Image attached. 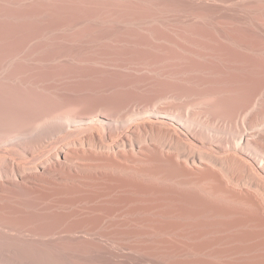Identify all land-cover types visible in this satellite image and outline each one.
<instances>
[{
	"label": "bare ground",
	"instance_id": "obj_1",
	"mask_svg": "<svg viewBox=\"0 0 264 264\" xmlns=\"http://www.w3.org/2000/svg\"><path fill=\"white\" fill-rule=\"evenodd\" d=\"M155 1L156 4H151L157 9H159L157 5H168V9H170L171 6L169 4L174 0ZM236 1L234 0L233 2L235 3ZM243 1L245 2V0ZM253 1L247 2L252 3ZM12 2L11 0L10 4ZM37 2L39 4V1ZM136 2L132 4L142 10L143 4ZM190 2L197 9L202 7L203 3L204 5L208 3L220 8V0H190ZM238 2L233 5L236 6ZM255 2L257 3L256 6L261 5L258 4L259 2H263L264 5V0H255ZM78 3L80 4V2ZM178 3L176 5H179ZM132 4L130 3V6ZM140 4L141 6H139ZM185 4H187L186 1ZM35 6L37 7L36 4ZM154 8L153 10H156ZM145 9H147V6L142 11H145ZM208 9H211V7H208ZM56 10L58 9L56 8ZM116 10L113 11L116 13ZM13 11L15 14V10ZM135 11L137 12V10ZM187 12L190 13L189 10ZM192 12H194V9ZM202 12L200 10L196 14H200V17H203L201 15ZM47 13L50 14V12ZM132 13L131 15H134ZM146 13L150 17L149 15L151 14L149 12ZM96 14L98 13L96 12ZM114 16L116 15L114 14ZM153 16L151 15V17ZM47 20L50 19L47 18ZM110 20L107 21L109 22ZM85 21H88V19H85ZM9 22L11 23V20ZM54 23L50 22L49 24V22L38 20L34 22V26H37L36 28L34 26L30 28V23L27 24L29 28H26L28 31L36 30L38 33L43 29V31L49 30L50 28H46L54 26ZM70 23L72 22L70 21ZM73 24H70V26H73ZM89 24L92 25V23ZM94 24L97 26L96 23ZM94 24L92 28L95 29L96 26L93 27ZM202 24L206 25L204 21ZM116 25L117 29L120 28L118 27L120 25ZM168 25L170 27L173 24ZM194 25L192 26L193 32H190L192 33L191 37H189L190 34L189 36L185 35L189 37V42H187L189 48L186 52L189 51L188 53L191 55L190 59H188L189 56L187 55V63L185 61L188 64L187 66H189L186 69L189 74L185 77H188V84L191 86L189 91L190 102L186 99L188 103L185 104L184 102L185 105L183 102V105H181L180 102L177 101L180 103L178 104L175 101V95L178 91L175 86L177 83L174 84L173 81L179 72L176 73L177 71L172 69L177 57L174 55L175 47L173 49L176 43L170 38L175 35H171L168 38L164 37L168 36V34L162 33L161 37L154 38V40L162 43V46L158 47V49L153 46L156 48L155 51L150 49V51L140 54L141 52L138 53V51L136 53H131V51L128 53L129 51L125 49L128 52L124 51L122 56L117 58L109 55V52H107L108 54H105L106 52L99 54L96 51L95 54L99 55L88 56L89 52L87 51L84 54L69 51L61 54V52L55 53L54 51L55 54L52 52L54 55H48V57L43 58L39 56L40 60L35 61L34 59H29L28 53L25 54L23 51L15 52L12 50L15 53L6 52L15 57L12 59H9L11 56L5 53L4 56L6 57L3 60L1 59L0 63V214L18 215L21 220L37 224L39 229L35 233L34 238L28 240L21 234L13 233L0 227V264H48V259L51 256L48 257V253L52 254V260L56 264H78L73 259L74 257L71 258L63 253L64 249L62 246L64 245L62 244H64V240L71 241L73 244L75 243L77 246L82 247V252L87 256L88 260L93 257L97 261H102L103 264L105 262L108 264H264V82L248 80L247 84L237 87L243 89V92H241L243 96L230 97V99L220 98V90L215 89L214 86V90L212 87L207 86L212 90L211 93L207 92L209 93L208 96L207 93L205 95V90L204 92L200 91L203 90L202 86L208 85L209 82V84H212L211 80L213 79L208 81L206 76L218 75L220 77V73L223 76L226 73L220 71V67H222L220 66V59L222 58H220V55H224L220 51L230 50L228 42L244 50L257 51L260 49L262 51L264 50V33L257 35L254 33L250 37L220 35L218 31L212 32L213 34H207L208 32L206 31L204 34L203 31L207 30L208 26L203 28L204 26L201 24L199 25L202 27H198L199 25L194 27ZM210 26L212 28V25ZM60 27L62 28V25ZM101 27L99 26V28L96 27L95 30H92L100 32ZM188 27H190V24ZM200 28L204 29L203 33L198 32ZM210 28L208 29L210 30ZM8 29H11L10 26ZM112 29H114L113 26ZM106 30L105 28V33ZM107 31L109 32V30ZM185 31L188 32L189 30ZM132 32L130 31V33ZM177 32L176 35H178ZM156 33L161 34L160 32ZM31 34L33 35V32ZM38 34L40 36L41 33ZM85 34L82 33L83 36ZM154 36L156 37V35ZM185 36L183 35V38ZM181 37L179 38L181 39ZM147 39H150V37ZM154 40H151L152 43L154 42L153 44L158 46L159 43H155ZM252 40H254L253 42L257 40L259 45L257 43V46H255ZM103 44L105 45L106 43ZM171 45L173 46L169 47ZM22 46L19 47L22 48ZM63 50L65 51V49ZM100 50L102 51V48ZM119 54L121 55L120 52ZM260 56V60L253 58L243 61V64L248 66V68L254 66L264 71L263 55ZM222 60L227 61L223 58ZM71 61H75V63L76 61H84V63H90L89 66H91V63L99 64L101 62H105L107 66H112L115 62H119L117 64L120 65H118V68L115 64L118 70H113V74L111 71L109 73V71L106 72L104 69V72H101L100 76H103L102 80L104 79L105 81L104 84L102 82V86L100 84L98 88L100 92L98 94L100 93L102 97L80 100L75 98L77 92L74 85L70 86V84L66 83V78L58 79L60 76L64 77L62 74L64 72H62L63 68L60 71L57 67L66 65L67 62ZM159 64L164 68L160 66L157 68ZM39 66L43 67L40 68ZM70 68L67 67V69ZM38 75H43L45 80L54 78L58 80H53L56 82L53 83V86L44 87L41 86V83L44 85L45 81L40 83V78L36 77ZM64 75L66 76L67 74ZM70 75L73 74L71 73ZM125 77L132 80L126 81L127 79L124 80ZM222 81H213V85H220ZM224 82L226 85H233L232 83H234L227 80L223 81L222 84ZM129 85H132L131 88ZM122 86H128L129 89H126L127 91L124 90L125 92L121 89L122 92H120V87ZM46 93V96H48V93L53 94L55 100H52L54 98L51 101L44 99L43 94L45 96ZM176 99L179 98L176 97ZM61 135H72V137L71 139L68 137L69 140L67 139L61 144L47 143L48 140H53V138ZM126 148L131 150L128 151ZM124 149L128 152H123ZM88 161L90 164L85 163ZM86 165L94 167L95 170L96 168L103 169V171L95 173L97 175H94V173L87 175L89 172L84 169L81 171V167H86ZM106 169H111L112 172L117 171L115 176L118 178L114 175H112L115 177L114 179L113 177L108 178L110 174L104 172ZM165 182H174L178 186L185 187L184 192L185 189H188L186 190L188 194L182 190L178 192L181 193V205L177 203L179 207L177 205L174 206L175 203L173 207L171 205L173 209H169V205L173 202L170 200V198L172 199V194L169 193L171 192L169 189L171 186L168 187L169 184ZM163 183L165 185L168 184V186ZM159 184L161 185L159 186ZM162 184L168 187L169 192H167V189L166 191L164 190L165 187ZM108 186L114 187V191L112 190L113 188H109L113 193L117 192L116 189L118 192L121 189L119 193L126 190L123 194L129 192V194L127 193L128 195L126 194L128 197L124 195L123 198L117 192V197H120L121 200L112 194L115 197V201L117 199L120 202L123 200L119 207V201L115 202L116 205L118 204V208L121 209L123 206L130 207L127 209L128 212L125 209L123 212V208L121 211L119 209V216L125 214L127 217L128 215L129 217L132 215H142V217L149 215L150 218L147 216H144L147 218L130 217L131 219L126 217L125 220L121 219L122 221L119 220L120 222H115L116 224L112 225V222H109L108 219L114 216L115 213L114 206L116 205H114L113 199L109 200L113 196L108 194L111 196L106 198L109 202H104L105 198L101 197L105 195L103 191H107L106 187ZM161 186L165 191L164 193L170 194L168 199L170 201L167 200V195L166 197L164 196ZM112 191H109V193H112ZM140 192H143V194ZM144 192L147 195L148 193L151 196L154 195L155 198L152 197L155 199L154 201H157L155 203L160 204L161 201V203H166L167 205L169 202L171 203L168 206L160 204L161 206L159 207L150 199L151 196H149V201L148 199L145 201V198L142 197L145 194ZM134 193L136 195L142 194V196H134L136 200H140L142 197V202L148 201L149 203L146 204H151L153 201L155 207L160 209L165 206L163 208L166 210H158L155 207V209H151L150 205V209H148L149 206L146 209L144 204H141V206H144L145 210L141 209L139 206L141 201H135V204V199H132L134 197L131 194ZM129 195L132 197H129ZM62 196L67 200L65 201V198L62 200ZM100 197L104 198L103 203L101 202L102 205L97 208L94 206L93 211L85 210L80 205L79 207H83L82 209L78 207L73 209L80 202L87 204L93 202L95 204ZM125 197L131 198V202L133 200V206L124 201ZM182 203H185L187 207L185 205L182 206ZM125 204L127 205L125 206ZM153 204L151 205L154 206ZM134 205H136V208H134ZM107 206H113L114 208L109 209ZM180 206L183 208L181 207V209ZM132 207L135 210L140 208V210L133 211ZM184 207L186 208L184 209ZM153 209L156 211L152 212ZM116 210L118 212L117 208ZM206 217L214 219L212 221L209 218L210 221ZM46 220H49L51 224L53 223V230H55L54 234L50 235L48 233L47 235L49 236L45 233ZM105 220L109 224L111 223V226ZM183 220H186L185 222L187 223L183 222ZM18 222L20 224V221ZM182 222L184 223L182 225L183 229L186 224L185 228L187 229L184 232L187 231V233H181L183 229L180 223L182 224ZM105 224H107L105 226L106 229L108 228L107 226L113 229H110L112 233L110 238L114 234L122 236L123 241L132 240L128 242L131 243L128 244L130 249L128 247L126 249L128 248L127 250L133 251L136 255H128L131 251H127L128 253L126 254L120 248L119 250L117 248L113 249L112 246H107L109 242L105 244L102 239H97L95 237L97 229ZM50 230L52 231L51 228ZM102 232L106 236L105 240L107 238L106 241H108L109 236L107 235L110 232L108 231L109 233L107 232L108 234H106L104 229ZM103 235L101 234V237L97 236L102 238ZM114 238L112 239L120 241L119 238ZM121 244L120 246H123L125 243L122 242ZM90 263L93 264V261H90Z\"/></svg>",
	"mask_w": 264,
	"mask_h": 264
},
{
	"label": "rangeland",
	"instance_id": "obj_2",
	"mask_svg": "<svg viewBox=\"0 0 264 264\" xmlns=\"http://www.w3.org/2000/svg\"><path fill=\"white\" fill-rule=\"evenodd\" d=\"M10 1L11 0H1L0 1V23H2V24H0V56L2 57H0V63H1V61L4 59V57H6V56H4L5 55V53L6 52H12V53H15V52H17V51H23V52H25V54H27L28 53V58L29 59H34L35 61H39L40 60V57L39 56H41V58H43V57H48V55H50V56H52V55H54L56 52L57 53H60L61 52V54L62 53H65V52H67V51H69V52H72V53H82V54H84V53H86V51L87 52H89L88 53V56H96V55H99L100 53H104V52H106L105 54H108L107 52H109V55H111V56H113L114 58H117V57H119V56H122V54L124 53V51L125 52H128V53H130V51H131V53H136L137 51H138V53H140V54H143V53H145V52H147V51H150V49H151V51H155L156 50V48L158 49V47H161L162 45V43L161 42H159V41H156V40H154V38H159V37H161V35H162V33H164L165 35L166 34H168V36L166 35V36H164V34H163V36L164 37H170L171 35H175L174 37L173 36H171L170 38H171V40L173 41V42H175L176 44H174V46L173 45H171V46H169V47H172L173 46V49H174V47H175V49H174V55L177 57L176 59V62H175V65L173 64V66H172V69H174L175 71H177L176 73H178V75H176L175 76V78H176V80H175V78H174V81H173V83L175 84V83H177V84H175V86H176V90L178 91L177 92V94L175 95V101L177 102H180L181 103V105H183L184 104V102H185V104H187L188 102H190V95H189V91H190V84H188V77H185V76H188V74L189 73H187L186 72V69H188V67L189 66H187L188 64H186L187 63V57H188V59H190L191 57V55L188 53L189 51H187L186 52V50H188V48H189V44L187 43V42H189V37H191V34L192 33H190V32H193L192 31V26L194 25V24H196V25H199V24H201L202 26H204L203 28H205V26L207 27V30L205 29H203L202 30V28H200V30L198 31V32H201V33H203L204 32V34H205V32L207 31L208 33L207 34H213L214 33V31L215 32H220V35H233V36H239L240 35V37H242V35H243V37L245 36V37H250L251 36V34H252V36L254 35V33H255V35H257V34H261V33H264V5H263V2H259L258 4H261V5H259V6H256L257 5V1L255 2V0L252 2V3H248V2H251V0H245V2L243 1V0H238V1H236L235 3H237L238 2V4L236 5V6H234L235 5V3L233 2V1H230V0H227V1H225V0H222V2H221V0H220V8L219 7H214V6H212V5H210V4H208V5H210V6H208L207 4H205L204 5V3H203V5H202V7H200V8H202V9H197L196 7H194V5L190 2V0H181V2H180V0H174V1H172L170 4H169V6H171V8L170 9H168V5H165V6H163V5H157V7L160 9H162V7H163V9L161 10H159V9H157L154 5H152V4H156V1L155 0H145V1H143V0H138L137 2L138 3H140L141 2V4H143L142 5V7H141V9L142 10H144V8H146V6H147V9H145V11H142V10H140V7H137V6H135V5H133V4H135V2H136V0H125V2H124V0L122 1H120V0H12L13 2H12V4H10ZM17 1V2H16ZM33 1V3L31 4V2ZM37 1H39V4H37L38 2ZM44 1H45V3H44ZM62 1H63V3H62ZM88 1V2H87ZM99 1H100V3H99ZM128 1V2H127ZM135 1V2H134ZM150 1V2H149ZM155 1V3H153ZM179 3H178V2ZM185 1H186V3L187 4H189V5H187V4H185ZM189 1V2H188ZM244 3H243V2ZM248 1V2H247ZM36 2V3H35ZM68 2V3H67ZM78 2H80V4L78 3ZM108 2V3H107ZM136 2V3H137ZM149 2V3H148ZM179 4V5H176L177 3ZM224 2V3H223ZM242 2V3H241ZM2 3V4H1ZM8 3V4H7ZM14 3V4H13ZM16 3V4H15ZM29 3V4H28ZM59 3V4H58ZM91 3V4H90ZM97 3V4H96ZM114 3V4H113ZM129 3V4H128ZM130 3L132 4L131 6H130ZM152 3V4H151ZM173 3V4H172ZM175 3V4H174ZM228 3H230V4H228ZM241 3V4H240ZM31 4V5H30ZM35 4L37 5V7L35 6ZM49 4V5H48ZM66 4V5H65ZM87 4H89V5H87ZM107 4V5H106ZM122 4V5H121ZM125 5V7H123L124 5ZM141 4L139 5V6H141ZM148 4V5H147ZM184 4V5H183ZM231 4H232V6H231ZM234 4V5H233ZM2 5V6H1ZM9 5V6H8ZM12 5V6H11ZM18 5V6H17ZM25 5V6H24ZM33 5H34V7H33ZM51 5V6H50ZM59 5H60V7H59ZM83 5V6H82ZM128 5V6H127ZM173 5H174V7H173ZM228 5H230V6H228ZM31 6V7H30ZM46 6V7H45ZM64 6V7H63ZM70 6V7H69ZM92 6V7H91ZM107 6V7H106ZM109 6V7H108ZM128 8H127V7ZM143 6H144V8H143ZM150 6V7H149ZM152 6V7H151ZM162 6V7H161ZM188 6V7H187ZM206 6V7H205ZM16 7H17V9H16ZM22 7V8H21ZM50 7V8H49ZM123 7V8H122ZM155 7V8H154ZM190 7V8H189ZM194 7V8H193ZM208 7H211V9H208ZM214 7V8H213ZM4 8V9H3ZM9 8H11V9H9ZM20 8V9H19ZM26 8V9H25ZM56 8L58 9V10H56ZM76 8V9H75ZM109 8V9H108ZM125 8V9H124ZM135 8V9H134ZM139 9V11H138V9ZM152 8V9H151ZM153 8L154 9H156V10H153ZM207 8V9H206ZM39 9V10H38ZM51 9V10H50ZM53 9H54V12H53ZM91 9V10H90ZM111 9V10H110ZM117 9V10H116ZM128 11H127V10ZM135 11V10H137V12H139V13H137L136 11L134 12L133 10ZM149 9H151V10H149ZM190 9H192L191 11H190ZM193 9H194V12H192L193 11ZM196 9V10H195ZM214 9V10H213ZM218 9V11H216V10ZM10 10V11H9ZM13 10H15V14H14V11ZM20 10V11H19ZM45 10V11H44ZM63 10V11H62ZM70 10H72V11H70ZM77 10V11H76ZM90 10V11H89ZM116 10V13L114 12V11ZM148 10V11H147ZM189 10V12L191 13V15H190V13H188L187 11ZM203 11L202 12V16L203 17H200V14H196V12L197 11ZM25 11H28V12H30V13H28V12H25ZM43 11V12H42ZM50 12V14L49 13H47V12ZM66 11H67V13H66ZM69 11V12H68ZM75 11V12H74ZM87 11V12H86ZM92 11H94V12H92ZM118 11H120V12H118ZM121 11H123V12H121ZM133 13H132V12ZM196 11V12H195ZM3 13V15H2V13ZM11 12V13H10ZM41 12V13H40ZM45 12V13H44ZM77 12V13H76ZM96 12L98 13V14H96ZM112 13V15H111V13ZM146 12H149V14H151V15H154L153 17H151V15H149L150 17H148V13H146ZM37 13H39V14H37ZM44 13V14H43ZM59 13V14H58ZM73 13V14H72ZM76 13V14H75ZM131 13L132 14H134V15H131ZM198 13H200V12H198ZM12 14V15H11ZM23 14V15H22ZM26 14V15H25ZM31 16H30V15ZM69 14H70V16H69ZM73 16H72V15ZM81 14V15H80ZM94 14V15H93ZM114 14L116 15V16H114ZM117 14H119V15H117ZM130 14V16H128ZM188 14H189V16H188ZM10 16V17H8V16ZM15 15H16V17H15ZM22 15V16H21ZM29 15V16H28ZM36 17H35V16ZM47 15V16H46ZM79 15V16H78ZM136 15V16H135ZM142 15V16H141ZM198 17H197V16ZM18 16H19V18H18ZM21 16V17H20ZM38 16V17H37ZM63 16V17H62ZM90 16V17H89ZM133 16V17H132ZM137 16H139V17H137ZM146 16V17H145ZM12 17V18H11ZM23 17V18H22ZM27 17V18H26ZM30 17V18H29ZM34 17H35V19H34ZM40 17H42V18H40ZM54 17V18H53ZM72 17H75V18H72ZM83 17V18H82ZM92 17V18H91ZM21 18V19H20ZM37 18H38V20H42V21H46V22H49V24H50V22L51 23H54L55 25L54 26H52V27H48V28H46V29H49L50 30V32L48 33V31L49 30H45V31H43V30H41V31H39L38 33H43L42 34V36H41V34H40V36H39V34L36 32V30H34V31H31V30H27V28L26 27H28V25L27 24H31V26L29 25V27L30 28H32V26H34V22L35 21H38L37 20ZM47 18L48 19H50V20H47ZM55 20L56 19V21H54L53 19ZM72 18V19H71ZM76 18H78V19H76ZM83 20H81V19ZM136 18V19H135ZM138 18V19H137ZM15 19V20H14ZM34 19V20H33ZM58 19V20H57ZM60 19V20H59ZM75 19V20H74ZM85 19L87 20L88 19V21H85ZM99 19V20H98ZM102 19H103V22H102ZM105 19V20H104ZM111 19V20H110ZM124 19V20H123ZM133 19V20H132ZM204 19V20H203ZM2 20V21H1ZM7 20V21H6ZM11 20V23L9 22ZM27 20V21H26ZM30 20V21H29ZM107 20H110L109 22L107 21ZM114 20V21H113ZM122 20V21H121ZM193 20V21H192ZM202 20V21H201ZM16 21V22H15ZM22 21V22H21ZM63 22V24H62V22ZM70 21L72 22V23H74L73 24V26H70V24H72V23H70ZM74 21V22H73ZM93 21V22H92ZM107 21V22H106ZM113 21V22H112ZM167 21V22H166ZM196 21H198V22H196ZM203 21H204V24H206V25H203L202 23H203ZM8 22V23H7ZM60 22V23H59ZM79 22H80V26H79ZM82 22V23H81ZM120 22V23H119ZM195 22V23H194ZM200 22V23H199ZM202 22V23H201ZM206 22V23H205ZM13 23V24H12ZM67 23V24H66ZM76 23H78V24H76ZM86 23V24H85ZM87 23H88V25H87ZM89 23H92V25L94 24V23H96L97 24V26L94 24V26L93 27H98L99 28V26L101 27L102 25H103V27H105L107 30H109V32L106 30V33H105V28H104V30H103V27H101L102 29H101V31L100 32H95V31H93V30H95L96 29V27H95V29L94 28H92V25L91 24H89ZM194 23V24H193ZM209 23V24H208ZM7 24V25H6ZM36 24L38 25V23L36 22ZM82 24V25H81ZM108 24V25H107ZM116 24H118V25H120V26H118V27H120V28H116L117 27V25ZM168 24H173V25H171L170 27L172 28H170L169 27V25ZM190 24V27H188V25ZM25 25V26H24ZM62 25V28L60 27ZM74 25H76V26H74ZM106 25V26H105ZM166 25V26H165ZM196 25H194V27L196 26ZM201 25H199L198 27H202ZM210 25H212V28H210L211 26ZM216 26L215 28L216 29H218V30H216L215 28H214V26ZM4 26H5V28H4ZM9 26H10V28L11 29H8L9 28ZM70 26V27H69ZM87 28H85V27ZM108 26V27H107ZM112 26L114 27V29H112ZM13 27H15L14 29H13ZM22 27H24V28H22ZM28 27V28H29ZM35 27V26H34ZM33 27V28H34ZM37 27V26H36ZM35 27V28H36ZM64 27V28H63ZM74 27V28H73ZM82 27V28H81ZM84 27V28H83ZM109 27H110V29H112V30H110L109 29ZM124 27V28H123ZM128 27H129V29H128ZM135 27V28H134ZM167 27V28H166ZM176 27H178V28H176ZM197 27V26H196ZM51 28H53V29H51ZM57 28V29H56ZM133 28V29H132ZM208 28H210V30L212 29V31H210ZM2 29H3V31H2ZM8 29V30H7ZM16 29V30H15ZM82 29V30H81ZM85 29V30H84ZM91 29V30H90ZM93 29V30H92ZM116 29V30H115ZM122 29V30H121ZM123 29H125L124 31H123ZM127 29V30H126ZM132 29V30H131ZM155 29V30H154ZM163 29V30H162ZM175 29V30H174ZM181 29V30H180ZM190 29H191V31H190ZM199 29V28H198ZM215 29V30H214ZM220 29V30H219ZM22 30H23V32H22ZM52 30V31H51ZM71 30V31H70ZM80 30V31H79ZM169 30H172V31H169ZM183 30V31H182ZM185 30H189L188 32L187 31H185ZM253 30H254V32H253ZM24 31H26V32H24ZM104 31V32H103ZM122 31V32H121ZM127 31V32H126ZM130 31L132 32V33H130ZM152 31V32H151ZM162 31V32H161ZM176 31H178L177 32V34L178 35H176ZM203 31V32H202ZM10 32V33H9ZM16 32V33H15ZM28 32H30V33H28ZM31 32H33V35L31 34ZM35 32V33H34ZM80 32V33H79ZM90 32H92V33H90ZM103 32V33H102ZM124 32H125V34H124ZM135 32V33H134ZM151 32V33H150ZM156 32H160L161 34H158V33H156ZM174 32V33H173ZM213 32V33H212ZM2 33V34H1ZM12 33V34H11ZM15 33V34H14ZM25 33V35H23ZM46 33V34H45ZM66 33V34H65ZM77 33H78V36H77ZM82 33L83 34H85L84 36L82 35ZM170 33V34H169ZM200 33V34H201ZM250 33V34H249ZM5 34V35H4ZM19 34V35H18ZM36 34V35H35ZM105 34V35H104ZM129 34H131V35H129ZM151 34H152V36H151ZM185 36V35H187V36H189V34H190V36L189 37H187V36H185L184 38H183V35ZM246 34V35H245ZM8 35V36H7ZM17 35V36H16ZM22 35V36H21ZM29 35V37H27ZM31 35V36H30ZM74 35V36H73ZM80 35H81V37H80ZM94 35V36H93ZM121 35V36H120ZM129 37H128V36ZM154 35H156V37L154 36ZM6 36V37H5ZM12 36V37H11ZM13 36H15V37H17V38H13ZM118 36V37H117ZM120 36V37H119ZM125 36V37H124ZM138 36H140V37H138ZM147 36V37H146ZM159 36V37H158ZM162 36V37H163ZM180 36H182L181 37V39L179 38ZM39 37V38H38ZM78 37V38H77ZM80 37V38H79ZM89 37H90V39H89ZM97 37V38H96ZM132 37H133V39H132ZM150 37V39L151 40H154L155 41V43H159V45L158 46H156V44L154 45L153 43H152V41L150 40V39H147V38H149ZM173 37V38H172ZM3 38H5V39H3ZM24 38H26L25 40H24ZM82 38V39H81ZM99 38V39H98ZM136 38V39H135ZM138 38V39H137ZM142 38V39H141ZM177 38V39H176ZM182 38H183V40H185V41H183L182 40ZM9 39V40H8ZM20 39V40H19ZM81 39V40H80ZM126 39H128V40H126ZM132 39V40H131ZM140 39V40H139ZM186 39H188V41H186ZM11 40H12V42H11ZM15 40V41H14ZM28 40V41H27ZM30 40V41H29ZM120 40V41H119ZM123 40V41H122ZM126 40V41H125ZM129 40H131V41H129ZM138 40H139V42H138ZM145 40V41H144ZM179 40V41H178ZM18 41V42H17ZM26 42V45H25V42ZM75 41V42H74ZM116 41H119V42H116ZM122 41V42H121ZM125 41V42H124ZM180 41H182L181 43H180ZM254 40H252V42H253ZM256 42H253V44H255V46H257L256 44L258 43V45H259V42L257 41V40H255ZM79 42V43H78ZM135 42H137V43H135ZM151 42V43H150ZM227 42V41H226ZM21 43V44H20ZM30 43V44H29ZM81 43V44H80ZM103 43H106L105 45L103 44ZM116 43V44H115ZM124 43V44H123ZM130 43H132V44H130ZM229 43V45H230V50H222V51H220L221 52V54H224L223 56H221L220 55V58L222 57L223 59H226L227 61H225V60H222V58L220 59V66H222V67H220V71H222V73L224 72H226L225 74H224V76H223V74H221L220 73V77L218 76V75H208V76H206V80H211V79H213V80H211L212 82V84H209L208 83V85L206 84V85H204V86H202L201 88L203 89V90H200L201 92L203 91L204 92V90H205V95H206V93L207 92H209V93H211L212 92V90L210 89V87H212V89H213V86L215 87V89H219L220 90V98H229L230 99V97L232 98H234V97H241V96H243V94L241 93V92H243V89H239V88H237V87H241L243 84H247V81L248 80H250V81H253V82H256V81H263L264 82V71H262L261 69H258V68H256V67H249L248 68V66H245L244 64H243V61H245V60H249V59H253V58H256V60H260L259 59V57H261L260 55H263V60H264V50H260V49H258L257 51L256 50H244L243 48H240V47H236V46H233L232 44H231V42H228ZM11 44H13V46H11ZM63 44V45H62ZM150 44H153V45H150ZM187 44V45H186ZM22 45H24L25 46V48H24V46H22ZM97 45V46H96ZM113 45H114V47H113ZM143 45H145V46H143ZM179 47H178V46ZM19 46H22V48H23V50H22V48H20ZM104 46V47H103ZM148 48H147V47ZM149 46H151V47H156V48H150ZM177 46V47H176ZM76 47V48H75ZM138 47V49H136ZM9 48V49H8ZM12 48V49H11ZM75 50H74V49ZM102 48V51L100 50ZM120 48H123V49H120ZM11 49V50H10ZM17 49V50H16ZM29 49V50H28ZM63 49H65V51L63 50ZM97 49V50H96ZM118 49V50H117ZM125 49H127L128 51H126ZM143 49V50H142ZM3 50V51H2ZM6 50H9V51H6ZM15 51V52H13V51ZM60 50H62V51H60ZM109 50V51H108ZM112 50V51H111ZM123 50V51H122ZM142 50V51H141ZM32 51V52H31ZM38 51V52H37ZM54 51H55V53H54ZM90 51H92L94 54H95V52L96 51H98L99 52V54H93L92 52H90ZM110 51H111V53H110ZM113 51H114V53H113ZM122 51V52H121ZM144 51V52H143ZM31 52V53H30ZM48 52V53H47ZM54 54H53V53ZM97 52V53H98ZM119 52L121 53V55L119 54ZM257 52V53H256ZM30 53V54H29ZM35 53V54H34ZM42 53V54H41ZM112 53H113V55H112ZM137 53V54H138ZM188 53V54H187ZM33 54V55H32ZM36 54H38V55H36ZM47 54V55H46ZM116 54V55H115ZM6 55H8V56H11V54H7L6 53ZM30 55V56H29ZM188 55V56H187ZM31 57V58H30ZM34 57V58H33ZM12 58H15V57H10L9 59H12ZM262 58H261V60H262ZM2 59V60H1ZM185 61H186V63H185ZM72 62V61H71ZM67 62L66 63V65H59L58 67L55 65V67H57L59 70L61 69L62 70V68H63V70H62V72H64V73H62L63 74V78H62V76H60V77H58V79L60 80V79H64V78H66L65 79V81H67L66 83H68V84H70V86H73L74 85V87H75V90H76V94H75V98L76 99H80V100H91V99H96V98H98V97H102V95L99 93L98 94V92H100L99 90H98V88H99V86H100V84H101V86L104 84V79L102 80V77L103 76H100V74H101V72H104V70L106 71V72H108L109 71V73H110V71H111V73L113 74V72L114 71H117L118 69L116 68V67H118L119 68V66L118 65H120V64H117V63H119V62H115V63H113L114 65H112V66H107V64H105V62H101V63H91V66H93V67H91V66H89L90 65V63H84V61L81 63L80 61H76V63H75V61L74 62ZM36 63V62H35ZM74 63V65H72ZM104 65H103V64ZM62 64H65V63H62ZM69 64V65H68ZM94 64H95V66H94ZM101 64V65H100ZM115 64H116V67H115ZM2 65V64H1ZM10 65V64H9ZM76 65V66H75ZM155 65V64H154ZM72 68H70V67ZM87 68H86V67ZM97 66V67H96ZM106 66V67H105ZM161 67V65L159 64V65H157V68L158 67ZM1 67V66H0ZM40 68H42L41 66H39ZM67 67L68 68H70V69H67ZM82 67V68H81ZM96 67V68H95ZM108 67V68H107ZM156 67V66H155ZM184 67H186V68H184ZM66 68V69H65ZM161 68H164L163 66L161 67ZM161 68H159V69H161ZM245 68V69H244ZM65 69V70H64ZM104 69V70H103ZM109 69V70H108ZM178 69V70H177ZM222 69V70H221ZM60 70V71H61ZM69 70H71L70 72L73 74V75H70L71 73L69 72ZM102 70V71H101ZM114 70V71H113ZM113 71V72H112ZM185 71V72H184ZM86 72V73H85ZM98 72V73H97ZM228 72V73H227ZM187 73V74H186ZM232 73V74H231ZM64 74H67L66 76L64 75ZM88 74V75H87ZM93 74V75H92ZM111 74V75H112ZM182 74V75H181ZM228 74H230V76H228ZM69 75H70V77H71V79H70V77H69ZM91 75V76H90ZM98 75V76H97ZM39 76V75H38ZM36 76L38 79L40 78V83L42 82V81H45L44 82V85H43V83H41V86H44V87H49L48 85H50V86H53L54 84L53 83H56V82H54L53 80H58V79H52V80H45V78H44V76L43 75H41V76ZM76 76V77H75ZM189 76H191V75H189ZM258 77V78H257ZM42 78H43V80H42ZM101 78V79H100ZM221 78V79H220ZM222 78H224V79H222ZM125 79H127L126 81H131L132 79H129L128 77H125L124 78V80ZM178 79H179V81H178ZM184 79V80H183ZM190 79V78H189ZM255 79H257V80H255ZM227 81V80H229L230 82H234V83H232L233 85H226L225 84V82H224V84H222V82H221V84L220 85H217V84H214L213 85V81ZM53 81V82H52ZM64 81V82H65ZM70 83H69V82ZM133 81H135V80H133ZM187 81V82H186ZM102 82H103V84H102ZM47 85H46V84ZM98 83H99V85H98ZM131 83V82H130ZM134 83V82H133ZM136 83V82H135ZM237 83V84H236ZM241 84V85H240ZM240 85V86H239ZM130 86V88H131V86L132 85H129ZM207 86H210V87H207ZM222 86V87H221ZM230 86V87H229ZM235 86V87H234ZM73 87V88H74ZM122 87H125V86H122ZM122 87H120V92H122V91H127L129 88H128V86H126L125 88H122ZM101 88V87H100ZM200 88V89H201ZM121 89H122V91H121ZM127 89V90H126ZM210 89V90H209ZM237 91H236V90ZM214 90V89H213ZM222 90V91H221ZM232 90V91H231ZM238 90H242V91H238ZM124 91V92H125ZM224 91V92H223ZM231 91V92H230ZM233 91H235L234 93H233ZM95 92H97V93H95ZM223 92V93H222ZM237 92H238V94H240V95H238L237 94ZM180 93V94H179ZM188 93V94H187ZM209 93H207V96H208V94ZM47 95V93L45 94V96ZM50 95V96H49ZM53 97H52V96ZM234 95V96H233ZM237 95V96H236ZM44 96V94H43V98L44 99H47V100H49V101H51V99L52 98H54L55 96L53 95V94H51V93H48V96H46L45 97ZM176 97L177 98H179V99H176ZM84 98V99H83ZM90 98V99H89ZM186 99H188V102H187V100ZM52 100H55V98L54 99H52ZM177 102V103H178ZM182 102H183V104H182ZM180 103H178V104H180ZM184 104V105H185ZM61 137V138H60ZM58 136V137H55V138H53V140H48L47 141V143H51V144H58V143H62V142H65V141H67V139H68V137L71 139V137H72V135H68V136H65V135H61V136ZM57 141V142H55V141ZM59 140V141H58ZM69 140V139H68ZM52 141V142H51ZM46 143V144H47ZM45 149V148H44ZM126 150H131V149H127L126 148ZM125 149H124V151L123 152H128V151H126ZM130 153V152H129ZM128 153V154H129ZM1 161V160H0ZM77 162H79V160H77ZM82 163V162H81ZM85 163H89V161L88 162H85ZM92 163V162H91ZM90 164V163H89ZM0 165H1V162H0ZM82 169H84L86 172H89V173H87V175H91V174H93L94 173V175H97V174H95V173H98V172H100L101 170L103 171V169H98V168H96V170H95V168L94 167H91V166H89V165H86V167H81V171H82ZM93 171L92 173H91V171ZM104 172H106V173H109L110 174V176L108 177V176H106V177H108V178H111V177H113V179L115 178V177H117V176H115V175H117L116 173H117V171H113L112 172V170L111 169H106V170H104ZM112 175H114V176H112ZM165 176V175H164ZM166 177H169V176H166ZM118 178V177H117ZM165 183H168L169 184V186H168V184H164L165 186H168V187H170L171 186V188H169L170 189V191L171 192H169V189H168V187H165V186H163V184H162V186L163 187H165L164 188V190L166 191V189L168 190L167 192H169V193H171L172 195V199L170 198V200H171V202H172V204H170L171 202H169V209L170 208H172L173 207V204H175L174 206H176L177 205V203H179V205H181V193H178L179 191H183L184 190V188L185 187H182V186H178L176 183H174V182H165ZM175 184V185H174ZM161 184H159V186H160ZM160 187V188H162V190H163V187ZM176 186H177V188L178 187H180V188H178V190H177V188H176ZM111 186H108V187H106V190L107 191H103V193L105 194L104 196H101V197H104L105 198V200H104V198H101L100 197V199L94 204L93 202L92 203H85V202H80L79 204H77V206H75V207H73V209L75 208L76 209V207H78V208H80V209H82L83 207L85 208V210L86 209H89V210H91V211H93L94 209L93 208H97L99 205H102L101 204V202L103 203V200H104V202L105 201H107V202H109L108 201V199H106V198H110L111 196H109L110 194L112 195H114L115 197H117L118 196V194L119 195H121L120 197L121 198H123L124 197V195L125 196H127L128 194H129V192H126V194H123L126 190L125 189H123V190H125V191H122V193H119V192H121V189L119 190V192H118V190L116 189V191L118 192V194H117V192L115 193H113V191H114V187H111V188H113L112 190L110 189L109 190V188H110ZM108 188V189H107ZM183 188V189H182ZM180 189V190H179ZM163 190V193L165 192ZM186 190H188V189H185V192L184 193H187L188 194V191H186ZM109 191L111 192L112 191V193H109ZM128 191V190H127ZM182 192V193H183ZM140 193H142L143 194V192H140ZM145 193V192H144ZM168 193V194H169ZM109 194V195H108ZM142 194H137L136 195V193H134V194H131V195H133V197L134 196H142ZM145 194H146V196H145ZM144 194V196H142V197H144L145 199V201L148 199V201L150 200V199H152L153 201L155 200V199H153V197L155 198V196L154 195H152L151 196V194H149L148 193V195H147V193H145ZM165 194V195H164ZM163 195L166 197V195H167V193H164ZM186 194V195H187ZM100 195H102V194H100ZM106 195H108V196H106ZM112 195V196H113ZM123 195V196H122ZM170 195V194H169ZM169 195H167V200L169 199ZM113 196V197H114ZM149 196H151L150 197V199H149ZM183 196V195H182ZM113 197H111L109 200L111 201V199H113L112 201H113V203H114V205H116L115 204V202L117 203V201H119L118 203H119V205H118V207L120 206V203L123 201H121L120 202V197H117V198H119V199H117L116 201H115V197L113 198ZM128 197V196H127ZM127 197H125V199H124V201L126 202H128L127 204H132L133 203V200H132V202H131V198H127ZM129 197H132V196H130L129 195ZM142 197L140 198V200L138 199V200H136V198L134 197V198H132V199H135L134 200V202L135 201H141V199H142ZM62 198H63V196H62ZM61 198V199H62ZM65 198V197H64ZM64 198L62 199V200H64ZM184 198V197H183ZM182 198V199H183ZM67 199L65 198V201H66ZM151 200V201H152ZM166 200V199H165ZM170 200H168V201H170ZM178 201V202H176V201ZM61 201V200H60ZM140 202L139 203V206L141 207V209L144 207H142L141 206V204H144L145 205V207H146V209L148 208V206L150 205L151 206V209L152 208H154L155 207V204L156 205H158L159 207L161 206L160 204H163V205H165L164 203H161L160 202V204H158V203H155V202H157V201H154V203L155 204H153V201H152V203L151 204H153L154 206H152L151 204H146V203H149V202ZM183 201H184V199H183ZM61 202H63V201H61ZM98 202H99V204H98ZM164 202H167V201H164ZM112 203V202H111ZM168 203V202H167ZM123 204V203H122ZM121 204V206H123ZM127 204H125V206L127 205ZM134 204V203H133ZM133 204L131 205V206H133ZM135 204H136V202H135ZM79 205L80 206H83V207H79ZM113 205V206H114ZM117 205L116 206H107L109 209H111V208H114L115 209V213H114V216L117 214H119L120 215V211H121V209L123 208V212H124V209L125 210H127L128 208H130L129 206L127 207H121V209L120 208H118L117 207ZM137 205H138V202H137ZM167 204L165 205V206H168ZM171 205H172V207H171ZM179 205H177L178 207H179ZM183 205H185V203L183 204L182 203V206ZM95 206V207H94ZM138 206V207H139ZM150 206H149V208L148 209H150ZM165 206H162V208L163 207H165ZM182 206H180V208L182 207ZM186 206V205H185ZM144 207V208H145ZM187 207V206H186ZM186 207H184V209L186 208ZM116 208L118 209V212H117V210H116ZM134 208H136V205H134ZM143 208V210H145ZM156 209H158V207H155ZM154 208V209H155ZM162 208H160L161 210H166V209H162ZM166 208H168V207H166ZM177 208V207H176ZM183 208V207H182ZM181 208V209H182ZM119 209H120V211H119ZM131 209H133V207L131 208ZM131 209H129L131 212H133V211H138V210H140V208L138 209L137 208V210H135V209H133V211L131 210ZM154 209H153V211L152 212H155L154 211ZM160 209H158V210H160ZM173 209V208H172ZM113 210V209H112ZM142 210V211H143ZM157 210V211H158ZM168 210V209H167ZM129 211V212H130ZM126 212V211H125ZM127 212H128V210H127ZM122 213V212H121ZM111 216V218L110 219H108L109 220V222H112V225H114V224H116L117 222H120L119 220H125L126 219V217H127V215L125 214V215H121V216ZM15 214L13 215V214H4V215H2V214H0V220H2V221H0V227H3V229L5 230H7V231H11V232H13V233H18V234H21V235H23V236H25L28 240L29 239H33L34 238V235H35V233L38 231V229H39V226L37 225V224H34L33 222H30V221H26V220H21V218L18 216V215H16L15 217ZM136 216H138V217H142V215L140 216V215H132V216H130L131 218L132 217H134V218H138V217H136ZM144 216H147L148 218H150L149 217V215H144ZM143 216V217H144ZM11 217V218H10ZM114 217V218H113ZM118 217V218H117ZM119 217H121V218H119ZM128 217H129V215H128ZM127 217V218H128ZM129 217V218H130ZM142 217V218H143ZM147 217H144V218H147ZM2 218V219H1ZM13 218H14V220H13ZM17 218V219H16ZM130 218V219H131ZM208 220H212V219H214V218H212V217H206ZM116 220V221H115ZM118 220V221H117ZM121 220V221H122ZM207 220V221H208ZM210 220V221H211ZM18 221H20V224H18L19 222ZM25 221V222H24ZM106 222H107V224L109 225V226H111V223L109 224L108 223V221L107 220H105ZM182 221V220H181ZM180 221V222H181ZM186 220H183V222H185ZM213 221V220H212ZM22 222V223H21ZM116 222V223H115ZM182 222V224L180 223V225L182 226V225H184V223ZM209 222V221H208ZM207 222V223H208ZM31 223V224H30ZM46 224H45V233H46V235L49 233L50 235L51 234H54V231L55 230H53L54 228H53V223L51 224V222L49 221V220H46V222H45ZM177 223V222H176ZM178 223H179V221H178ZM185 223H187V222H185ZM211 223H213V222H211ZM27 224V225H26ZM107 224H105V225H102V226H100L101 228H99V229H104V230H106V234H108L109 232H110V229L111 230H113L112 229V227L111 228H109V226H107L108 228L106 229L105 228V226L107 225ZM210 224V223H209ZM24 225V226H23ZM49 225V226H48ZM6 226V227H5ZM21 227V228H19V227ZM23 226V227H22ZM36 226H38V227H36ZM8 227V228H7ZM48 227V228H47ZM186 227V224H185V226H184V229H183V226H182V231H181V233H187V231L186 232H184L187 228H185ZM33 228V229H32ZM50 228L52 229V231L50 230ZM24 229V231H22ZM31 229H32V232H31ZM99 229H97V231H96V234H95V237H97V239H99V240H101L102 239V241H104V243L106 244L107 242H109L108 244H107V246H109V247H111L112 246V248L113 249H116L117 248V250H119V248H120V250H122V251H124V253L126 252V254L129 252V251H131V250H127L128 248L130 249V246H128V244H131V243H128V242H131L132 240H124L123 241V237L122 236H119V235H114L113 234V237H115V238H119V240L120 241H117V239L116 240H113L112 238H110L111 236H112V233L110 232L107 236H109V240L108 241H106L107 240V238H106V240H105V237L106 236H104L103 234H104V232H102V230H99ZM48 231H50V232H48ZM102 233H101V232ZM109 231V232H108ZM20 232V233H19ZM108 232V233H107ZM103 235L102 236V238H100L101 236V234ZM25 234V235H24ZM110 234H111V236H110ZM97 235H99V236H97ZM47 236H49V235H47ZM114 238V239H115ZM114 241H117V242H114ZM123 243H125L123 246H120V245H122L121 243L122 242ZM113 242H114V244H113ZM63 243L64 244H62V245H64V246H62L63 247V249H64V251H63V253L65 254V255H68L69 257H71V258H73L74 260H76L77 261V263L78 264H92V263H90V261L92 262L93 261V264H103V262L102 261H97V259H95V258H89L90 260H88L86 257V255H84L83 254V250H82V247H79V246H77L75 243L73 244V242H68L67 240H64L63 241ZM117 243H119V244H117ZM66 245V246H65ZM69 245V246H68ZM76 245V246H75ZM73 246V247H72ZM114 246V247H113ZM117 246V247H116ZM125 247V248H124ZM126 247H128L127 249H126ZM122 248V249H121ZM126 249V250H124V249ZM70 249H72V250H70ZM128 251V252H127ZM131 253H133V254H131ZM136 255V254H134V252L133 251H131L130 253H128V255ZM51 255V256H50ZM50 256V261H49V259H48V264H56V263H54L53 262V260H52V254L50 253H48V257ZM54 256V255H53ZM87 259V260H86ZM82 261V262H81ZM95 262V263H94ZM105 263H107V262H105ZM104 263V264H105ZM58 264H60V263H58ZM61 264H63V263H61ZM108 264V263H107Z\"/></svg>",
	"mask_w": 264,
	"mask_h": 264
}]
</instances>
